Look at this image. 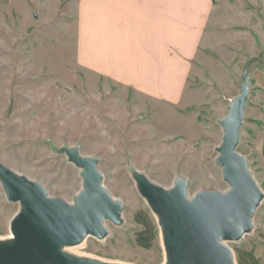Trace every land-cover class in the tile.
<instances>
[{
	"label": "rangeland",
	"instance_id": "374dc122",
	"mask_svg": "<svg viewBox=\"0 0 264 264\" xmlns=\"http://www.w3.org/2000/svg\"><path fill=\"white\" fill-rule=\"evenodd\" d=\"M250 8L258 31L253 58L233 54L230 47L207 49L179 104L149 101L116 86H86L85 74L72 69L71 54L52 52L41 67L38 55L25 49L21 24L8 30L0 22V163L40 183L49 197L75 204L83 189L81 168L61 150L77 147L99 160L106 190L122 204V222L108 221L105 238L88 236L65 246L66 252L119 264L163 263L160 225L136 173L165 189L186 179L190 198L205 190L226 192L217 163L224 135L220 121L241 93L245 70L251 87L237 150L264 194V6ZM30 39L36 44L33 35ZM20 208L0 180V239L10 234ZM252 224L242 239L224 242L236 264H264V197Z\"/></svg>",
	"mask_w": 264,
	"mask_h": 264
},
{
	"label": "crops",
	"instance_id": "0c3cea01",
	"mask_svg": "<svg viewBox=\"0 0 264 264\" xmlns=\"http://www.w3.org/2000/svg\"><path fill=\"white\" fill-rule=\"evenodd\" d=\"M250 4L264 0H0V22L21 24L41 67L52 52L71 54L86 86L179 104L207 49L253 58Z\"/></svg>",
	"mask_w": 264,
	"mask_h": 264
},
{
	"label": "water",
	"instance_id": "95a60500",
	"mask_svg": "<svg viewBox=\"0 0 264 264\" xmlns=\"http://www.w3.org/2000/svg\"><path fill=\"white\" fill-rule=\"evenodd\" d=\"M242 77L241 93L220 121L224 135L217 163L229 185L226 192L205 190L190 198L186 179L165 189L142 172L136 173L137 187L157 216L167 264H236L224 242L238 241L253 229L252 219L264 194L246 157L237 150L251 87L247 70ZM61 151L81 168L83 189L75 204L49 197L40 183L0 163L7 197L21 206L11 222L13 239L0 240V264H105L72 255L64 248L88 236L105 238L108 221L122 222V204L106 190L96 157L82 155L77 147Z\"/></svg>",
	"mask_w": 264,
	"mask_h": 264
},
{
	"label": "bare ground",
	"instance_id": "6f19581e",
	"mask_svg": "<svg viewBox=\"0 0 264 264\" xmlns=\"http://www.w3.org/2000/svg\"><path fill=\"white\" fill-rule=\"evenodd\" d=\"M13 237H14V235H13V232L11 231L10 232V234L7 236V237H5V238H2V239H0L1 241H10V240H12L13 239ZM162 241H163V238H162ZM163 247H164V244H163ZM78 249V248H77ZM63 250V249H62ZM164 251H165V248H164ZM167 261H168V259H167V254H166V251H165V258H164V261H163V263L162 264H167ZM105 264H119V263H116V262H108V261H103Z\"/></svg>",
	"mask_w": 264,
	"mask_h": 264
},
{
	"label": "trees",
	"instance_id": "16d2710c",
	"mask_svg": "<svg viewBox=\"0 0 264 264\" xmlns=\"http://www.w3.org/2000/svg\"><path fill=\"white\" fill-rule=\"evenodd\" d=\"M141 245L148 247L150 244L141 241ZM240 264H245V263L241 261Z\"/></svg>",
	"mask_w": 264,
	"mask_h": 264
}]
</instances>
